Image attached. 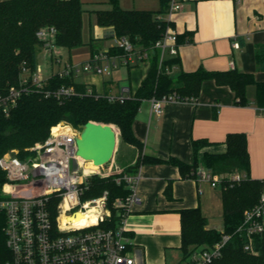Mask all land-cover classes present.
Segmentation results:
<instances>
[{"label":"trees","instance_id":"16d2710c","mask_svg":"<svg viewBox=\"0 0 264 264\" xmlns=\"http://www.w3.org/2000/svg\"><path fill=\"white\" fill-rule=\"evenodd\" d=\"M110 1L112 8L95 10L97 24L113 27L115 35L125 36L138 49L149 51L150 68L138 89L123 102L110 100L106 95L97 96L94 91H88L84 84L76 82L72 76L55 73L46 79L42 87L23 93L8 116L0 115V157L12 149L25 152L36 142L43 141L50 128L61 121H67L76 127L95 121L115 125L122 141L138 148L139 156L135 163L123 165L127 172H137L146 163H170L179 168L183 178L197 179L200 167L222 177L235 172L244 173L247 177L240 181L221 183L222 231L208 227V218L199 206L181 209L182 258L176 263L165 264H189L188 259L197 248L214 245L221 240L223 233H228L231 237L223 247L221 256L210 264H264V236L256 237V252H252L245 249L247 237L236 232L245 212L258 202L263 188V181L251 178L248 173L250 154L246 134L229 133L226 138L227 150L224 152L205 151L200 154V150L210 142L204 138L193 139L194 160L187 163L174 156L161 158L143 153V142L133 131V122L145 99L169 94H176L181 101L197 99L203 83L214 80L217 85L229 87L235 94V103L239 105L249 103L247 89L254 86L255 102L264 107V81L257 80L253 72L235 68L213 71L203 67L194 71L181 70L175 81L171 70L180 63L179 57L166 56L160 61V51L154 47L167 27V22L158 20L157 14L167 11L168 0H161L158 12L124 9L116 0ZM84 13L82 0H0V94H6L11 87L19 85L23 65L30 72L36 70L38 52L43 45L37 37V31L44 26L56 28L55 45L73 49L88 44L93 52L96 49V39L85 40ZM191 40L192 34L189 32L178 34V43ZM118 51L120 50L115 47L110 48L111 53ZM256 60L258 68L264 70V45L257 48ZM70 85L74 86L75 94L46 95L47 90L54 91L61 86ZM118 162L117 160L115 163ZM118 176L93 175L84 192L86 199L101 196L108 191L107 206L111 210V216L100 223L99 226L104 228H114L120 223L121 211L114 206V201L130 193L125 182L116 181ZM5 180L6 174L0 167V201ZM165 194L169 199L173 198L172 181L168 182ZM9 257L10 252L6 247V214L0 205V263Z\"/></svg>","mask_w":264,"mask_h":264},{"label":"crops","instance_id":"0c3cea01","mask_svg":"<svg viewBox=\"0 0 264 264\" xmlns=\"http://www.w3.org/2000/svg\"><path fill=\"white\" fill-rule=\"evenodd\" d=\"M133 2L134 7H122V0L117 1L124 9H148L155 12L161 9V0ZM173 24L178 34H192L191 41L178 45L180 63L171 70L175 81L181 70L194 71L199 67L213 71L235 68L253 72L257 80L264 81V70L258 68L256 60L257 48L264 45V0H182V8L173 16ZM114 33L113 27L98 24L94 35L89 29L85 40L96 39L93 52L89 45L90 58L96 52L114 47ZM235 42L239 43L238 48ZM54 49L41 45L38 52V64L39 56L52 63V72L43 75L45 78L55 74L66 63H73L71 56L69 60L62 61L63 53L58 50L56 52L60 59H56L58 64L54 70ZM142 64H145L143 70ZM122 68L127 69L126 74H121L117 79L113 77L114 69L110 75L87 73L81 81L74 78L75 74L72 77L95 94L119 96L123 87L130 88L131 94H134L149 71L150 58L133 65H120L115 69ZM135 70L142 73L139 83L133 88L132 73ZM247 96L248 104H236L235 94L229 87L207 80L197 99L171 100L165 104L161 114L152 112L150 100L145 99L133 122V131L143 142V153L161 158L174 156L187 163L194 160L193 139L204 138L210 142L200 150V154L205 151L224 152L227 150V135L243 132L247 136L250 154L249 176L263 179L264 107L255 102L254 86L248 87ZM126 155L128 161L125 165L134 164L139 150L126 144ZM116 165L123 167L119 162ZM139 174L137 190L141 202L131 207L125 226L140 264L176 263L181 260L180 211L183 208L199 206L208 218V227L223 230L221 185L212 186L206 180L183 178L179 168L170 163L142 164ZM169 181H172V199L165 194Z\"/></svg>","mask_w":264,"mask_h":264},{"label":"built area","instance_id":"2783aa9c","mask_svg":"<svg viewBox=\"0 0 264 264\" xmlns=\"http://www.w3.org/2000/svg\"><path fill=\"white\" fill-rule=\"evenodd\" d=\"M181 8L182 0H168L167 11L157 14L158 20L167 22L163 36L154 45L160 51V61L167 55L178 54V32L172 23L173 16ZM37 37L51 49L55 46L56 28L44 26L37 31ZM234 45L239 47L238 42ZM114 47L120 51L96 52L82 63H66L56 73L72 76L75 72L86 71L110 75L120 65H133L149 57V51L138 49L125 36L115 35ZM46 79L39 64L34 72L23 65L19 85L11 87L6 94H0V115L8 116L23 93L42 87ZM75 93L72 85L46 91V95L58 96ZM106 96L123 102L132 94L130 88L123 87L119 96ZM149 100L152 112L161 114L167 102L178 99L176 94H169ZM80 132V126L61 121L50 128L43 141L36 142L25 152L12 149L0 157V167L6 174L0 205L6 214V247L10 252V257L0 264H140L125 226L131 207L141 202L137 190L139 170L127 172L114 162L108 167L102 165L88 169L87 161H81L76 153V139ZM111 174H118L116 181L125 182L130 193L114 201V206L121 211L120 223L114 228H104L99 226L100 223L111 216L107 206L108 191L86 199L84 192L91 176L107 177ZM246 177L241 172L217 176L205 167H200L197 172V180L209 181L212 186ZM261 180L263 188L259 200L245 212L236 230L247 237L245 249L252 252H256V237L264 236V178ZM93 207L96 209V223L73 224V219ZM230 237V234L223 233L221 240L214 245L197 248L189 257V264H210L221 256Z\"/></svg>","mask_w":264,"mask_h":264},{"label":"rangeland","instance_id":"374dc122","mask_svg":"<svg viewBox=\"0 0 264 264\" xmlns=\"http://www.w3.org/2000/svg\"><path fill=\"white\" fill-rule=\"evenodd\" d=\"M83 1V7L85 9V13L83 16L84 20V36H86L89 33V29L91 28V32L94 35V31L97 27V21H96V13L95 9L97 8H106V7H112L113 4L110 0H82ZM118 1V0H117ZM120 3V2H119ZM125 4H130V6H125ZM122 7H134L133 0H122L121 3ZM53 48V69L55 70L57 68L56 64H58V59H60V55L56 51H61L63 53V57L61 58L62 61L69 60V57L71 56L73 64L82 63L84 61H87L90 59V47L89 45L85 44L78 48L72 49L71 51L66 47H61L55 45ZM58 58V59H57ZM57 59V60H56ZM39 64L41 65V71L43 75H48L52 72L51 68V61L46 62L45 59L41 56H39ZM63 62V63H64ZM147 65V64H146ZM145 67V64L141 65V68ZM126 68L122 69H114L113 70V77L117 79L121 74L124 76L126 74ZM141 70V69H140ZM92 72H75L74 78L77 81H81L84 79L85 75ZM142 71L135 70V72L132 73V86L133 88H136L137 83H139V78L141 76ZM116 131V145L115 150L113 153V156L108 164H105V167L110 166V163L116 162L117 160L120 162L121 165H125L128 161L127 155H126V143H124L120 137V132L118 128L113 125ZM87 168L88 169H96L98 168V165H95L93 161H87ZM219 190H221V187H218Z\"/></svg>","mask_w":264,"mask_h":264},{"label":"water","instance_id":"95a60500","mask_svg":"<svg viewBox=\"0 0 264 264\" xmlns=\"http://www.w3.org/2000/svg\"><path fill=\"white\" fill-rule=\"evenodd\" d=\"M76 139L78 156L102 166L110 162L116 145V131L112 124L88 121L80 125Z\"/></svg>","mask_w":264,"mask_h":264},{"label":"bare ground","instance_id":"6f19581e","mask_svg":"<svg viewBox=\"0 0 264 264\" xmlns=\"http://www.w3.org/2000/svg\"><path fill=\"white\" fill-rule=\"evenodd\" d=\"M80 160L83 161V158H80ZM95 210L96 209L93 207L89 211L80 214L79 218L73 219V224L74 225H86V224L96 223L97 216H96Z\"/></svg>","mask_w":264,"mask_h":264}]
</instances>
